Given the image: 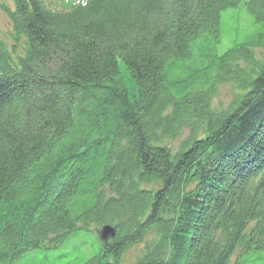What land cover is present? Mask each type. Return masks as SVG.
<instances>
[{"label": "trees", "instance_id": "obj_1", "mask_svg": "<svg viewBox=\"0 0 264 264\" xmlns=\"http://www.w3.org/2000/svg\"><path fill=\"white\" fill-rule=\"evenodd\" d=\"M0 8V264H264V0Z\"/></svg>", "mask_w": 264, "mask_h": 264}, {"label": "rangeland", "instance_id": "obj_2", "mask_svg": "<svg viewBox=\"0 0 264 264\" xmlns=\"http://www.w3.org/2000/svg\"><path fill=\"white\" fill-rule=\"evenodd\" d=\"M225 16L226 14L223 13L222 14L223 21H224ZM9 33H10L9 20L7 19V17L5 16V14L2 12L0 8V40L9 41ZM255 54L257 55V57H261L259 50H255ZM233 90L234 88L229 82L220 84L217 87V90L212 97V106L217 109L227 107L232 100ZM186 134H187V131L184 130L182 135H180L175 140L171 141V144L177 146L180 140L183 137H185ZM97 229L98 227H95V226L91 227V230L93 231V234L96 236V238H97V233H96ZM77 242L78 241H74L73 243L76 244ZM137 248H138V245H134L127 249V251L124 254L125 264H128L132 261V259L134 258L137 252Z\"/></svg>", "mask_w": 264, "mask_h": 264}, {"label": "water", "instance_id": "obj_3", "mask_svg": "<svg viewBox=\"0 0 264 264\" xmlns=\"http://www.w3.org/2000/svg\"><path fill=\"white\" fill-rule=\"evenodd\" d=\"M100 240L103 242H107L110 240L114 235V227L110 224H104L101 228L97 231Z\"/></svg>", "mask_w": 264, "mask_h": 264}]
</instances>
